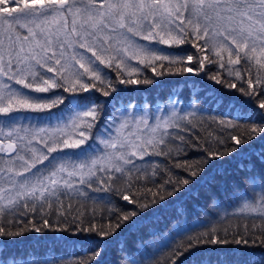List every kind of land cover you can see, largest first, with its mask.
I'll return each mask as SVG.
<instances>
[{
	"label": "snow or ice",
	"instance_id": "obj_1",
	"mask_svg": "<svg viewBox=\"0 0 264 264\" xmlns=\"http://www.w3.org/2000/svg\"><path fill=\"white\" fill-rule=\"evenodd\" d=\"M149 86L166 106L124 103ZM185 194L195 227L122 264H264V0H0V264H105ZM32 233L89 248L17 253Z\"/></svg>",
	"mask_w": 264,
	"mask_h": 264
},
{
	"label": "trees",
	"instance_id": "obj_2",
	"mask_svg": "<svg viewBox=\"0 0 264 264\" xmlns=\"http://www.w3.org/2000/svg\"><path fill=\"white\" fill-rule=\"evenodd\" d=\"M239 68L240 66H234ZM217 69L212 66V71ZM224 74V71L221 70ZM151 75V73H148ZM124 103L131 101L133 104L148 103L151 108L155 103L167 101V88L164 91H158L153 87H146L141 91L122 93ZM182 106H186L188 102V91L185 89L180 97ZM227 99L235 103H246L239 94H232ZM215 127L214 125L212 126ZM195 152L189 153V157H194ZM237 161L234 159L226 163L229 169H235ZM98 197L105 196L104 193L93 194ZM186 207V216H177L174 207V201H169L166 205L157 207L154 211L147 213L142 219L135 224L129 225L120 230L107 245L108 251L105 256V264H122L121 257L127 254H133L138 259L143 260H162L169 251V245L174 239H179L177 233L186 227H195V224L202 219V213L197 211L193 205L199 203L206 207V199L202 196L199 201L195 200L191 195L185 194L182 198ZM123 204L124 202H120ZM93 207L91 201L85 205V209ZM98 210H99V206ZM84 210V209H82ZM99 219V216L97 217ZM50 248H55L57 254L66 259H82L88 251L89 242L79 241L75 244L55 243L51 239H44L38 234L32 233L19 239L13 249L19 254H26L30 251H36L39 255ZM124 248L125 251H121Z\"/></svg>",
	"mask_w": 264,
	"mask_h": 264
},
{
	"label": "rangeland",
	"instance_id": "obj_3",
	"mask_svg": "<svg viewBox=\"0 0 264 264\" xmlns=\"http://www.w3.org/2000/svg\"><path fill=\"white\" fill-rule=\"evenodd\" d=\"M167 102V101H166ZM144 103H140V104H136V105H143ZM158 106H166V103H162V102H157V103H155L151 108H150V110H155L156 109V107H158Z\"/></svg>",
	"mask_w": 264,
	"mask_h": 264
}]
</instances>
